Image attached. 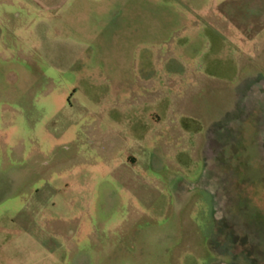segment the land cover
Returning a JSON list of instances; mask_svg holds the SVG:
<instances>
[{"label": "rangeland", "instance_id": "374dc122", "mask_svg": "<svg viewBox=\"0 0 264 264\" xmlns=\"http://www.w3.org/2000/svg\"><path fill=\"white\" fill-rule=\"evenodd\" d=\"M0 264H264V0H0Z\"/></svg>", "mask_w": 264, "mask_h": 264}]
</instances>
